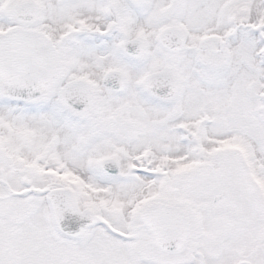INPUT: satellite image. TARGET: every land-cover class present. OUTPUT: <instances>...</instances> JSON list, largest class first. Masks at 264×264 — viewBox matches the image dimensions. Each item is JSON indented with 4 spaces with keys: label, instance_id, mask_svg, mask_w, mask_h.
<instances>
[{
    "label": "flooded vegetation",
    "instance_id": "1",
    "mask_svg": "<svg viewBox=\"0 0 264 264\" xmlns=\"http://www.w3.org/2000/svg\"><path fill=\"white\" fill-rule=\"evenodd\" d=\"M34 1H29L34 6L30 19H18L16 11L8 7L0 10V16L4 21H13L12 24L36 29L42 34L45 28L50 29L56 43L52 44L48 39L46 47L57 51L59 70H66L67 63L74 67L75 64H100L108 59L112 60L113 65L103 70L122 69L124 62L129 64L125 70H136L131 59L123 53V46L130 39H141L138 33L139 0ZM64 6L75 12L79 26L68 27L61 34L58 29ZM133 30L135 34L129 36L128 32ZM105 33L108 34L106 38ZM80 42L90 45L88 63L83 62L82 57H77L80 50L75 53L72 49L69 53L71 59L66 58L67 43L74 47ZM105 42L110 43V48ZM212 44V40H207L203 52L207 55L206 63L216 65L218 52H213ZM193 48L201 47L195 45ZM169 63L170 66L159 70L173 73L176 72L174 70H182L174 61ZM85 70H92L91 66H85ZM262 78L264 80V75ZM87 82L90 104L80 111L70 108L71 127L80 135L79 145H83L85 150L97 152L92 149L93 146L106 147L107 140H116V132H119L120 141L115 143L126 152L129 167L122 170L119 162L118 176L121 177L110 179L101 172L100 164L96 161L87 159L86 167L77 166L76 151L81 147L74 146L69 158L71 174L65 178L63 169L51 171L45 169L44 165L29 163L23 158L14 161L11 147L0 144V264L121 263L108 258V251L115 249L111 241L119 240L110 235L103 225L91 220L78 236L67 235L59 228L52 216L47 194L61 189L73 193L71 201L78 212L89 211V214L107 222L114 230L133 236L132 241L126 242L133 244L130 251H133L134 257L128 264H139L138 261L144 262V259H147V264H264V161L261 156H251L245 147H216L207 158L200 151V160L192 168L176 171L171 177L162 166L157 168L154 164L156 160L169 162L166 159L171 153L169 134L174 132L181 134L182 139L193 138L187 126L189 124L178 121L180 118L175 119L180 109L172 108L173 100L159 101L149 94L147 96L145 91L147 97L134 100L128 94L130 88L127 84V90L121 94L107 90L118 99L125 95L127 98L113 103L110 105L112 108H104L101 104L103 100L97 98L96 94L99 83L94 80ZM178 86L182 90L181 79ZM204 87H208L207 81L203 83L201 94H205ZM57 96L58 93L56 96L52 93V100ZM205 107L199 106L198 112L208 115ZM261 108L259 117L264 122V99ZM121 111L126 114L123 120L119 119ZM200 125L201 122L198 130L194 131L197 136L194 138L198 140L203 129ZM144 149L151 152V162L146 165L139 163L138 159V154ZM199 149L203 150L204 147ZM174 150L175 153L179 152L177 146ZM141 170L146 175H139ZM155 173H159L158 179H154ZM80 176L85 182L82 188H79L77 180ZM88 180L92 183L87 184ZM204 182H212L209 194L200 188ZM95 184L104 187L101 191L105 195L101 193L100 200L94 199L90 193ZM111 187L116 189H108ZM190 187L197 188L196 195L187 194ZM37 189H44L47 193L35 194ZM220 191L226 194L214 202L213 195ZM157 203L177 209L176 212L186 220L187 239L177 251L159 250L151 235L155 217L147 226L142 220L146 210ZM57 206L64 212L71 207L69 204ZM69 221L63 219L64 223L69 224ZM167 221H164L165 225ZM166 226V231L172 230L169 225ZM139 234L147 236L144 241H139Z\"/></svg>",
    "mask_w": 264,
    "mask_h": 264
},
{
    "label": "rangeland",
    "instance_id": "2",
    "mask_svg": "<svg viewBox=\"0 0 264 264\" xmlns=\"http://www.w3.org/2000/svg\"><path fill=\"white\" fill-rule=\"evenodd\" d=\"M29 1L35 2L34 0H0V10H6L8 7L17 11L23 3ZM262 7L264 0H139L138 33L143 41L144 50L139 58L133 60L137 62L136 70H124L129 77L128 94L134 100L144 99L143 80L148 74L167 68L172 61L182 68V70H174L182 80L183 88L174 97L172 108L180 109L175 119L180 118L178 121L182 123L186 121L189 124L187 126L192 131L193 138H188L183 143L181 134L171 132L168 139L171 144V153L168 157L170 162H159L155 158L154 163L157 168L159 165L162 166L171 177L176 171L192 168L200 160V151L207 158L216 147H245L251 156L259 155L264 161V139H262L264 122H261L259 117L262 114L261 105L264 99L262 78L264 43L259 36H256L260 33L264 35V11H260ZM206 8L210 9V14L204 11ZM62 12L58 29L61 34L66 32L68 27L79 26V19L72 9L69 10V7L64 6ZM9 23L12 24L13 21H4L0 16V30L6 29ZM246 23H251L253 28L261 26L250 29ZM171 25L179 26L188 39L185 51L178 56L168 54L155 43L158 32ZM128 34L133 35L135 31H129ZM203 40L206 42L203 43ZM207 40L213 41V52H218L216 65L206 63L207 55L203 51L206 49ZM195 45H199L202 49L193 48ZM72 49L75 53L80 50L77 57H82L83 62L88 63L90 45L80 42L72 47L67 43L66 58H70L69 53ZM112 65L111 59L104 60L100 64L81 66L75 64L74 67L67 63L64 68L66 70H61L57 85L52 92L56 96L68 82L77 78H88L99 83L96 94L97 98L103 100L101 104L104 108H112L113 106L110 105L127 98L125 95L118 99L102 86V76L107 71L103 69ZM85 66H91L92 70H85ZM122 67L127 69L129 64L124 62ZM205 81L208 87H204L205 94H201L200 90ZM52 92L49 93V103ZM16 104L6 101L0 94V144L11 147L14 161L23 158L29 163L37 162L44 165L48 170L63 168V174L69 178L71 174L68 167L69 158L75 146L81 147L76 151V161L83 164L76 162L77 166L86 167L87 159L98 163L102 158L111 156L119 160L122 170L129 167L130 161L126 152L115 143L120 141L119 132H116V140H107L106 147L96 148L90 145L93 146L92 149L100 152L88 151L82 147L83 145H79L80 135L72 129L68 106L60 97L48 105L29 102L19 107ZM201 105L207 107L208 115L202 117L199 115L198 107ZM19 108L20 110H17ZM119 115L120 120L126 117L123 111ZM200 122V127L203 126V140L201 139L204 142L203 150L199 149L203 146L200 140L194 138L197 137L194 131L198 130ZM175 146L179 148L178 153H175ZM155 174L157 175L154 179H158L159 173ZM78 178L76 179L80 183L79 188H82L85 182L81 179L82 176ZM83 178L87 180L86 177ZM86 183L92 181L88 180ZM114 184L117 185L115 182ZM210 185L212 182H204L200 188L205 189V194H209ZM93 187L90 193L94 199L100 200L101 190L104 187L100 184H95ZM108 189L113 190L116 187ZM196 189L190 187L187 194L196 195ZM146 237L144 234L138 235V238H141L139 241H144ZM111 242H114L115 249L108 251V258L121 261L119 264L130 263L134 257L133 251H130L133 244L115 240ZM146 260H142L144 262L139 260L138 263L147 264Z\"/></svg>",
    "mask_w": 264,
    "mask_h": 264
},
{
    "label": "water",
    "instance_id": "3",
    "mask_svg": "<svg viewBox=\"0 0 264 264\" xmlns=\"http://www.w3.org/2000/svg\"><path fill=\"white\" fill-rule=\"evenodd\" d=\"M25 13L32 15L31 5H24L17 16L22 18ZM46 40V37L37 31L26 30L19 26H13L0 33V93L4 98L26 102L52 89L54 78L59 70L56 65V52L46 47ZM156 42L168 52L179 53L184 45V36L179 28L169 27L159 32ZM138 43V40L128 42L126 44L127 52L136 48V53L140 54L142 47ZM102 83L113 91H122L125 88L126 79L121 71L112 70L103 77ZM144 86L146 91L157 99H169L176 93L175 77L166 71L148 75ZM62 99L66 103L84 108L89 97L83 85L75 84L69 85L63 90ZM102 168L110 175L117 173V164L112 159L104 160ZM38 193L44 194L45 191L39 190ZM224 194V192L216 194L214 201L219 200ZM48 201L54 220L67 235L77 236L86 226H89L87 222L93 220L89 213H79L75 209L74 203L70 199V193L67 191L52 192L48 196ZM63 204H69L71 207L64 212L57 206ZM153 217H155L152 225L154 229L151 230V235L157 247L162 251L179 250L188 233L185 218L176 210L160 204L153 205L146 210L142 220L147 226L148 222H152ZM63 219H69V224L64 223ZM166 219H168L166 225H169L171 231L165 229L167 227L164 222ZM113 233L123 239L133 238V236Z\"/></svg>",
    "mask_w": 264,
    "mask_h": 264
},
{
    "label": "bare ground",
    "instance_id": "4",
    "mask_svg": "<svg viewBox=\"0 0 264 264\" xmlns=\"http://www.w3.org/2000/svg\"><path fill=\"white\" fill-rule=\"evenodd\" d=\"M43 31H44L43 33L48 37L49 41L52 44H55L56 43V38L52 35L50 29L45 28ZM105 43H107V42H105ZM106 45L109 46V43L106 44ZM99 53L102 54V51H99Z\"/></svg>",
    "mask_w": 264,
    "mask_h": 264
}]
</instances>
